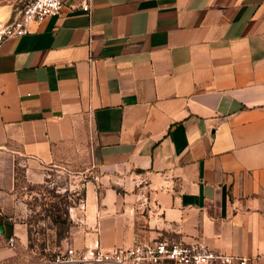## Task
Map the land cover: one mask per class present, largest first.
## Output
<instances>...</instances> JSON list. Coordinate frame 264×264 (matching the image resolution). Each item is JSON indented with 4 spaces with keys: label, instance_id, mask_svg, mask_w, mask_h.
I'll return each instance as SVG.
<instances>
[{
    "label": "crops",
    "instance_id": "1",
    "mask_svg": "<svg viewBox=\"0 0 264 264\" xmlns=\"http://www.w3.org/2000/svg\"><path fill=\"white\" fill-rule=\"evenodd\" d=\"M19 6L0 0V29ZM79 148L74 246L200 241L264 264V0H91L2 40L1 237L26 245L15 166Z\"/></svg>",
    "mask_w": 264,
    "mask_h": 264
},
{
    "label": "rangeland",
    "instance_id": "2",
    "mask_svg": "<svg viewBox=\"0 0 264 264\" xmlns=\"http://www.w3.org/2000/svg\"><path fill=\"white\" fill-rule=\"evenodd\" d=\"M19 161V159H17ZM91 157L89 149L71 150L66 156L55 160L41 169L36 175L24 172L20 165L15 166L13 195L16 202L14 219L28 229L31 248L13 236L10 245L0 236V264H36L43 262L74 238L78 213L83 210L78 205L83 200L82 189L91 180ZM72 208L73 220L68 209ZM50 214L67 218L70 226L65 237L57 240L59 224L51 222ZM71 232V233H70Z\"/></svg>",
    "mask_w": 264,
    "mask_h": 264
},
{
    "label": "built area",
    "instance_id": "3",
    "mask_svg": "<svg viewBox=\"0 0 264 264\" xmlns=\"http://www.w3.org/2000/svg\"><path fill=\"white\" fill-rule=\"evenodd\" d=\"M89 14L91 0H20L17 14L0 29V42L27 33L31 23L57 15L62 9ZM84 204L78 205L83 210ZM72 208L68 209L71 220ZM76 220V219H75ZM10 245L13 238H7ZM36 264H251L248 258L215 252L200 241L185 243L166 238L143 241L133 237L129 247L102 248L97 240L82 247L64 243L49 259Z\"/></svg>",
    "mask_w": 264,
    "mask_h": 264
},
{
    "label": "trees",
    "instance_id": "4",
    "mask_svg": "<svg viewBox=\"0 0 264 264\" xmlns=\"http://www.w3.org/2000/svg\"><path fill=\"white\" fill-rule=\"evenodd\" d=\"M81 192H83V189ZM50 219L52 223L60 225L59 230L56 234L57 240H60L63 237H65V233L68 231V228L70 226L68 219L66 217L61 219V217L58 214H50ZM26 240L28 241L27 247L31 248L32 246L29 239L28 229H26Z\"/></svg>",
    "mask_w": 264,
    "mask_h": 264
}]
</instances>
